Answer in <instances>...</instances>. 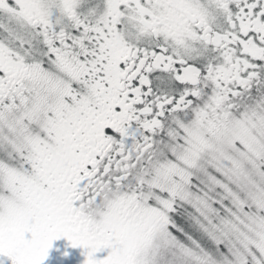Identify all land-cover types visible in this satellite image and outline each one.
<instances>
[{"label": "snow or ice", "instance_id": "obj_1", "mask_svg": "<svg viewBox=\"0 0 264 264\" xmlns=\"http://www.w3.org/2000/svg\"><path fill=\"white\" fill-rule=\"evenodd\" d=\"M0 264H264V0H0Z\"/></svg>", "mask_w": 264, "mask_h": 264}, {"label": "flooded vegetation", "instance_id": "obj_2", "mask_svg": "<svg viewBox=\"0 0 264 264\" xmlns=\"http://www.w3.org/2000/svg\"><path fill=\"white\" fill-rule=\"evenodd\" d=\"M64 240H65V243H67L66 238H64ZM76 252H77V254L79 256V253L81 252V250L80 249H76ZM80 258L82 259V257H80Z\"/></svg>", "mask_w": 264, "mask_h": 264}]
</instances>
